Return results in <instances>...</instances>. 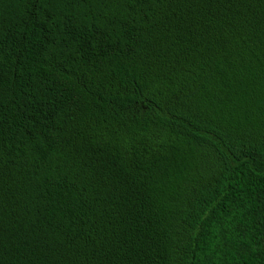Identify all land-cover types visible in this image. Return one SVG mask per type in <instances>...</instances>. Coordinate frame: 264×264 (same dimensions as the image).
<instances>
[{
	"label": "trees",
	"instance_id": "1",
	"mask_svg": "<svg viewBox=\"0 0 264 264\" xmlns=\"http://www.w3.org/2000/svg\"><path fill=\"white\" fill-rule=\"evenodd\" d=\"M0 264H264V0H0Z\"/></svg>",
	"mask_w": 264,
	"mask_h": 264
}]
</instances>
